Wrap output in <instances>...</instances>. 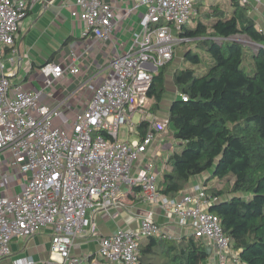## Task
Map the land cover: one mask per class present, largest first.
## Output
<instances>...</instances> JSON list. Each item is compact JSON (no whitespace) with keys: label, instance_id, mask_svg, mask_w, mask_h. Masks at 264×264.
<instances>
[{"label":"built area","instance_id":"2783aa9c","mask_svg":"<svg viewBox=\"0 0 264 264\" xmlns=\"http://www.w3.org/2000/svg\"><path fill=\"white\" fill-rule=\"evenodd\" d=\"M197 1L75 0L71 16L82 23L84 34L101 41L113 40L120 18L142 13L128 50L120 52L113 44L106 77L68 128L53 124L59 112L40 103L42 91L31 92L0 78V155L12 176L23 183L11 197L0 195V260L10 256L14 238L26 240L49 227V255L42 264H140L142 238L175 239L151 212L141 216L136 229L117 227L100 237L98 257L71 253L74 242L91 225L89 212L122 204L121 193L138 187L144 201L158 204L178 227L185 228L186 235L211 241L216 264L237 262L229 237L208 209L216 198L206 196L202 183L192 193L162 195L156 163L147 156L163 127L151 114L153 73L173 59L176 45L184 41L179 31L196 13ZM253 3L264 0H238L241 7L251 8ZM28 8L27 0H0V66L3 50L14 45ZM76 62L72 52L69 62L41 65L46 87L65 74L76 75ZM177 97L187 99L181 93ZM135 114L146 127L138 137L128 138L136 132ZM19 174L24 175L19 178ZM14 264H33V260L23 257Z\"/></svg>","mask_w":264,"mask_h":264},{"label":"trees","instance_id":"16d2710c","mask_svg":"<svg viewBox=\"0 0 264 264\" xmlns=\"http://www.w3.org/2000/svg\"><path fill=\"white\" fill-rule=\"evenodd\" d=\"M194 6L192 24L182 25L178 34L192 45L182 53L186 67L172 73L177 92L187 99L176 97L168 108L178 150L168 156L158 191L176 197L192 177L211 171L202 187L216 198L208 209L237 254V262L229 264H264V32L238 0H199ZM172 61L153 73L149 94L157 106ZM132 190L139 193L138 187ZM208 247L193 234L149 236L139 243L140 264H204Z\"/></svg>","mask_w":264,"mask_h":264},{"label":"crops","instance_id":"0c3cea01","mask_svg":"<svg viewBox=\"0 0 264 264\" xmlns=\"http://www.w3.org/2000/svg\"><path fill=\"white\" fill-rule=\"evenodd\" d=\"M27 1L29 8L26 16L20 22L14 45L3 50L0 78L6 77L12 86H18L31 92L42 91L40 103L58 109L59 115L53 118V124L68 128L75 113L86 107L87 101L92 98L94 89L106 77L109 71V61L114 54V45L120 52L128 50L133 32L140 27L142 10L120 18L113 33V40L101 41L95 39L91 34H84L82 23L71 16V10L75 8V0ZM250 7L248 15L264 32V3H253ZM175 51L177 52V49ZM72 52L77 60V74H65L46 87L40 66L47 61L69 62ZM175 55L174 53L173 61ZM167 75L168 73L165 75V80ZM167 78H170L171 83L168 85L167 91L172 96L168 98L167 106L165 108L162 106L163 99L157 106L155 98L150 96L151 114L157 121L163 123V127L157 140L149 148L147 156L155 161L160 178L162 171L169 167L167 159L171 154V150L166 148L163 150L162 146H165L167 139L173 140L172 130L168 125V108L171 100L178 95L172 75ZM134 127L136 132L128 138L138 137L137 133L141 135L146 124L138 122ZM122 135L126 136L125 129H123ZM154 150H156V156H151ZM162 150L163 152H161ZM5 157L9 160V155L5 154ZM3 160L4 156L0 155V166L3 169V174L0 175V195L11 197L14 192H18L16 186L19 183L15 185L10 181H15L16 178L12 176L13 170ZM200 183L199 176L192 177L180 194L192 193L193 187ZM119 201L122 204L113 206L108 211L88 213L91 225L85 236L74 242L71 249L72 255L98 257L97 248L100 237L109 235L117 227L136 229L141 216L147 212L153 213L162 228L175 239L187 234L184 232L185 228L178 227L171 218L164 214L158 204L147 203L141 194L134 190L121 193ZM50 233L51 228L47 227L26 240L14 238L11 241L10 256L1 259L0 264H14L15 260L23 257L31 258L33 264H42L49 255ZM205 242L211 248V254L204 264H216L217 259L212 242L209 240Z\"/></svg>","mask_w":264,"mask_h":264},{"label":"rangeland","instance_id":"374dc122","mask_svg":"<svg viewBox=\"0 0 264 264\" xmlns=\"http://www.w3.org/2000/svg\"><path fill=\"white\" fill-rule=\"evenodd\" d=\"M192 23H191V21H188L187 23H186V25L187 26H190ZM233 39H235V40H237V41H239V42H241L243 45H245L246 47H248V48H250V49H252V50H255L256 48H257V45L254 43V42H252L249 38H247L246 36H244V35H235V36H233L232 37ZM188 40H185V41H181V42H179V44H177L176 45V47H175V50L177 49V52L175 51V59H174V61L172 62V64H171V66H170V68L168 69V71H167V73H168V75L166 76V80H165V87H166V92H165V94L163 95V104H162V106L165 108L166 106H167V104H168V102H167V100H168V98H171L172 96H171V93L169 92V91H167V89H168V85L169 84H171L170 83V78H167V77H171V75H172V73H173V71L175 70V69H183V68H185L186 67V65H185V63H183L182 62V59H181V57H182V53H183V51L188 47V46H190V47H192V45L190 44L189 45V42H187ZM186 42V43H185ZM169 101V100H168ZM139 119H140V116H139V114H135L134 115V119H133V121H134V123H137L138 121H139ZM165 146H162V148H163V150H165V148L166 149H168V150H171V152L174 150V149H176V150H178V147H177V145L175 144V141L174 140H171V139H167V141H166V143L164 144ZM163 150L161 151V152H163ZM156 150H154V151H152V153H151V156H156ZM159 167V166H158ZM159 170V169H158ZM10 174V173H9ZM6 175V174H5ZM22 175H24V174H19V178H21V176ZM209 175H211V171H208V172H206V173H203V174H201L200 176H199V178H200V181H201V183H202V181L204 180V178H206V177H208ZM15 181H12V180H10L12 183H14L15 185L16 184H18V183H21V185L23 184L20 180L18 181L17 179H14ZM216 180V179H215ZM215 180H212L211 182H210V184L209 185H212L214 182H215ZM224 186L225 185V182H221V186ZM186 186V185H185ZM17 187V189H18V191H20V188H21V186L20 185H17L16 186ZM146 238H142V240H140V242H142L143 240H145Z\"/></svg>","mask_w":264,"mask_h":264},{"label":"water","instance_id":"95a60500","mask_svg":"<svg viewBox=\"0 0 264 264\" xmlns=\"http://www.w3.org/2000/svg\"><path fill=\"white\" fill-rule=\"evenodd\" d=\"M153 70H155V69H153ZM207 252H208V253L211 252V248H210V247L207 248Z\"/></svg>","mask_w":264,"mask_h":264}]
</instances>
